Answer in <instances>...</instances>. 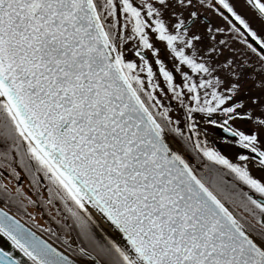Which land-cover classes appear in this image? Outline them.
<instances>
[{
	"label": "snow or ice",
	"instance_id": "1",
	"mask_svg": "<svg viewBox=\"0 0 264 264\" xmlns=\"http://www.w3.org/2000/svg\"><path fill=\"white\" fill-rule=\"evenodd\" d=\"M195 2L0 0V140L11 141L17 151L21 141L27 142L20 162L31 174L33 185L39 188L40 180H47L51 198L63 201L66 208L71 201L86 214L87 219L67 208L82 235L88 237L90 233L91 213L86 204L123 234L128 248L110 241V248L101 249L110 256L109 264H264V201L247 196V201L260 209V230L256 231L221 199L223 182L218 175L197 174L187 147L192 136L184 139L179 118L173 120L171 109L158 98L171 92L172 100L186 110L192 132L193 113L211 117L220 112L226 119L217 126L256 154L257 166L264 169V150L257 136L228 126L230 120L250 119L239 115L241 103L228 106L239 91V83L225 95L217 90L222 84L219 78L194 81L181 71L182 65L208 76L214 71L198 62L194 51L186 54L185 50H193L202 37L190 33L184 19L170 28L162 18L164 11L191 7ZM216 3L255 41L257 46L247 38L242 40L255 53L264 73V39L229 0ZM246 3L264 18V0ZM217 11L232 32L245 37L223 11ZM171 14L177 15L175 11ZM189 15L196 18L197 13ZM150 34L166 42L178 61L173 70L158 58L161 50ZM129 40L137 42L134 54L141 61L139 65L126 59L122 44ZM144 49L157 57L154 63L159 65L166 89L157 83V73ZM233 63L227 60L224 67L231 69ZM137 69L139 73L146 71L147 80ZM174 72L182 76V87L175 82ZM209 88L211 99L205 91L202 101L200 89ZM188 94L195 106L186 104ZM209 123L216 121L210 119ZM259 123L264 125V120ZM192 147L264 197V182L254 178L246 164L233 163L199 139ZM256 156L241 155L239 159L255 160ZM13 174L20 178L14 169ZM0 236L11 241L32 264H76L2 210ZM80 253L88 255L83 248ZM0 264L22 261L0 246Z\"/></svg>",
	"mask_w": 264,
	"mask_h": 264
},
{
	"label": "rangeland",
	"instance_id": "2",
	"mask_svg": "<svg viewBox=\"0 0 264 264\" xmlns=\"http://www.w3.org/2000/svg\"><path fill=\"white\" fill-rule=\"evenodd\" d=\"M102 2L103 0H101V3ZM137 2H139V0H137ZM229 2L232 3L235 11H237V13L249 23L252 30L256 31L258 36L264 39V18L260 17L258 11L254 7L248 5L246 0H229ZM172 11H175L177 15L173 16L171 14ZM191 12H196L197 16L195 18V22L187 28L189 29L190 33L194 32L195 34L201 36L202 40L198 43H195V48L193 50L186 49V54L191 55L194 51L198 62L206 63V66L212 68L214 71L212 76H208L207 74L203 73L198 74L192 72V70L186 65L180 66L181 71L187 72L189 75H191L194 81L219 78L222 81V84L217 90L224 93L225 95H229L230 93L228 92V89L233 84L238 82L239 91L235 93L233 100L229 102L228 106H232L235 103H241L243 107L239 110V115L242 117H250V119L238 118L235 121L230 120L228 126L238 131H242L246 135H256L262 150H264V125L259 123L260 120H264V73L261 72V67H256L255 60H253V57L246 52L243 46H241L242 44L240 41L235 38V36L238 34L231 31L227 22L219 14H216L214 10L207 4L200 3L199 0H196L194 6L191 7H176L175 9L164 11L162 18L171 28L178 22L179 19H184L185 23L187 24V22H189L192 18L189 15ZM200 17H204L207 20V23L202 22ZM121 20H123V16H121ZM236 22L238 25H240L238 21ZM240 26L243 27L242 25ZM130 27L131 26H129L128 31L123 33L125 37L129 35ZM209 28L212 29L211 33L208 31ZM217 28L223 29L224 31L217 32ZM150 35L152 41L155 43V46L161 50V55L158 58L164 62L168 70H173L174 67L178 65V61L174 59L170 49L167 48L166 42L159 41L156 37V34ZM212 36L215 37V40L210 39ZM221 40L225 41L226 43L221 45L219 43ZM122 47L126 52L127 60L135 62L138 65L141 63L139 57H136L134 54L137 48V42L129 40L127 41L126 45L122 44ZM211 48H216L217 52H210ZM143 51L148 54L146 58L152 62L153 70L157 73V83H160L161 87L166 89L167 84L163 82V77L160 76L158 72L159 65L154 63L157 57L151 55V50L144 49ZM227 60L234 61L231 69L224 67V65L227 63ZM136 71L139 73L138 69ZM232 73H235L236 75H232ZM139 74L142 76V78L147 80L146 71ZM174 76L175 82L180 84L182 87L184 83L182 76L176 72H174ZM237 76L240 77L238 81L236 79ZM186 91L187 90L185 89V92ZM205 91L208 93L207 98L211 99V88L206 90L200 89L202 101ZM190 96L191 94H188V98H186L185 102L189 106H195V102L190 100ZM171 97L172 93L168 92L167 94L161 93V96L158 98H161L164 107H169L171 109L170 114L173 120L179 118V126L184 132V138L187 139V136H192V140H189L192 144L193 141L199 139L202 143H204L205 147L219 151L233 163L241 165L246 164L250 174L254 178L264 182V169H261L257 166L259 157L256 156V154L251 153L249 149L241 147L238 142V138H232L220 134L219 127L217 125L223 123L224 119H226L225 116H223L220 112L213 113L211 117H209L206 113H193L192 117L195 124V132H192L188 128L189 122L187 121L186 110L181 108L178 105V102L172 100ZM159 110L162 111L163 109L161 108ZM210 119H215L216 124L209 123ZM196 133L199 135H196ZM241 155H247L250 158L256 156V159L241 161L239 159ZM255 195L261 197L258 193ZM233 201H235L237 204L241 203L237 199H233ZM245 204L255 208V205L248 201H246ZM239 206L242 209L245 207L241 204H239ZM238 209L239 208H237V210ZM244 215L246 216V214ZM251 216L255 217L253 212L251 213ZM247 217L254 221L253 218L251 219L249 216Z\"/></svg>",
	"mask_w": 264,
	"mask_h": 264
},
{
	"label": "flooded vegetation",
	"instance_id": "3",
	"mask_svg": "<svg viewBox=\"0 0 264 264\" xmlns=\"http://www.w3.org/2000/svg\"><path fill=\"white\" fill-rule=\"evenodd\" d=\"M191 20L195 22V18H191ZM200 20L207 23L204 17H200ZM235 38L253 57L256 67H262L255 53H252L242 42L245 37H240L238 34ZM219 132L226 135L221 128H219ZM26 147L27 142L21 141L19 151H17L12 147L11 141L0 140V185L5 186L0 188V204L44 238L81 262L89 263L86 256L82 255L77 248L85 249L101 264H109L110 256L101 252V249L110 248V241L114 240L92 214L91 220L88 222L89 236L82 235L76 218L67 208L79 211L87 219L86 214L71 201H68L66 208L63 201L51 198L47 191L50 186L47 180L41 179L39 188L33 185L31 174L20 162V154L25 152ZM13 169L20 174L19 179L13 174ZM36 175L42 177L43 173H36ZM50 198L52 199L51 203L48 202ZM0 246L4 247L5 251L12 252L15 258L22 261V264H32L19 249L13 247L11 241L6 237L0 236Z\"/></svg>",
	"mask_w": 264,
	"mask_h": 264
},
{
	"label": "trees",
	"instance_id": "4",
	"mask_svg": "<svg viewBox=\"0 0 264 264\" xmlns=\"http://www.w3.org/2000/svg\"><path fill=\"white\" fill-rule=\"evenodd\" d=\"M203 4H207L208 6L211 5L210 0H203ZM210 8H212V6ZM184 139L187 140L186 138ZM187 147L191 151L192 163L197 170V174L207 175L211 173L213 175H218L223 182L221 185L223 192L219 193V195L221 196V199L224 200L226 206L229 207V209L237 216V218L253 226L256 231L260 230V224L258 223L260 209L256 207L253 208L245 204L248 196L247 193H255V190L251 189L250 186L245 185L235 176L234 173H231V171L223 165L214 164L212 161H209L206 157H204L202 152L193 149L192 143L189 140H187ZM233 199H237L241 203L237 204L235 201H233ZM239 204L245 206L244 209H242ZM237 208H239V211ZM252 212H255L257 215L252 217ZM244 214H246V216ZM247 216H249L251 219L253 218L254 221L250 220ZM256 231L253 232L254 236H256ZM257 239H259V237H257Z\"/></svg>",
	"mask_w": 264,
	"mask_h": 264
},
{
	"label": "water",
	"instance_id": "5",
	"mask_svg": "<svg viewBox=\"0 0 264 264\" xmlns=\"http://www.w3.org/2000/svg\"><path fill=\"white\" fill-rule=\"evenodd\" d=\"M210 4L212 6V8L217 11V8H219L221 11L224 12L225 15H227L229 17V19H231L233 21V23L236 24L237 27H239L241 29L242 32L245 33V38H247L249 43H253V46H257L255 41L252 40V38L250 37V35L248 34V32L241 27L240 25L237 24L236 20L230 15V13H228L226 10H224L223 8H221L220 5H218L216 3L215 0H210ZM193 20H190L189 22H187L186 26L189 27L192 24ZM223 133H225L228 136H231L230 133L225 132L222 130ZM248 196H252L254 199L260 200V201H264V198H261L259 196H255L251 193H248ZM86 207L89 209L90 213L98 220V222L104 227V229L106 230V232L109 234V236L116 242L118 243L120 246L124 247V248H128V244L125 240V238L123 237L122 233H118L117 231H115L108 222H106L105 218L98 213V211L94 208L91 207L90 204H86ZM0 210H2L3 212H6L9 216L14 217L16 220H19L20 223H22L23 225H25L26 228L30 229L32 232H35L37 236H39L40 238H42L43 240L47 241L49 244H51L55 249H57L60 252H63L66 256L69 257V259L73 260L76 262V264H101L92 254L88 253V255L86 256L87 260L89 263H84L81 262L80 260L74 258L73 256L69 255L68 253H66L65 251H63L62 249H60L58 246L54 245L53 243H51L48 239L44 238L42 235H40L37 231H35L34 229H32L31 227H29L27 224H25L23 221H21L18 217H16L10 210L6 209L2 204H0ZM77 248V246H75ZM78 251H80V248H77ZM85 256V255H84Z\"/></svg>",
	"mask_w": 264,
	"mask_h": 264
}]
</instances>
